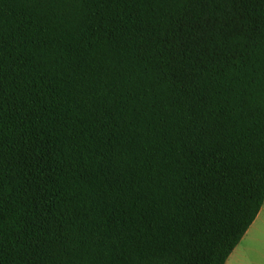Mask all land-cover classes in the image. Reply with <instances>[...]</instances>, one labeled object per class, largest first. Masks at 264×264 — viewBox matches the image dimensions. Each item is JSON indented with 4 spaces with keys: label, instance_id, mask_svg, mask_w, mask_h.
<instances>
[{
    "label": "trees",
    "instance_id": "obj_1",
    "mask_svg": "<svg viewBox=\"0 0 264 264\" xmlns=\"http://www.w3.org/2000/svg\"><path fill=\"white\" fill-rule=\"evenodd\" d=\"M180 14L0 0V264H225L264 203V37L178 79L144 49Z\"/></svg>",
    "mask_w": 264,
    "mask_h": 264
},
{
    "label": "snow or ice",
    "instance_id": "obj_2",
    "mask_svg": "<svg viewBox=\"0 0 264 264\" xmlns=\"http://www.w3.org/2000/svg\"><path fill=\"white\" fill-rule=\"evenodd\" d=\"M52 2L84 3L86 0H52ZM138 2L158 5L165 13L174 7L181 9L176 22L168 25L166 39L161 38L160 32L153 26V31L149 33V39L146 41L149 46L144 49V52L153 58L172 61L171 67L178 79L194 78L198 71L195 58L185 55L194 48L200 50L198 55L210 54L209 49L214 48L219 50L218 55L226 50L235 51L232 45L246 28L264 37V24L257 21L255 25H252L251 17L245 16L246 9L239 6L241 3H251L253 0H138ZM213 3L222 5L226 11L215 17L210 16L206 9ZM249 39H254V36H249ZM260 83L261 96L264 97V73ZM2 115L3 112L0 110V117ZM2 126V120H0V128ZM2 163L3 154L0 151V171H2Z\"/></svg>",
    "mask_w": 264,
    "mask_h": 264
},
{
    "label": "crops",
    "instance_id": "obj_3",
    "mask_svg": "<svg viewBox=\"0 0 264 264\" xmlns=\"http://www.w3.org/2000/svg\"><path fill=\"white\" fill-rule=\"evenodd\" d=\"M264 247V203L241 241L233 249L225 264H256L257 255Z\"/></svg>",
    "mask_w": 264,
    "mask_h": 264
},
{
    "label": "rangeland",
    "instance_id": "obj_4",
    "mask_svg": "<svg viewBox=\"0 0 264 264\" xmlns=\"http://www.w3.org/2000/svg\"><path fill=\"white\" fill-rule=\"evenodd\" d=\"M261 251H259V255H257V261L258 263L256 264H264V247L260 249Z\"/></svg>",
    "mask_w": 264,
    "mask_h": 264
}]
</instances>
